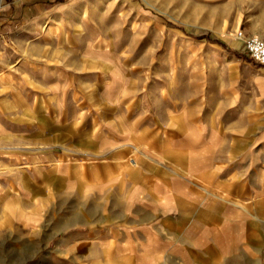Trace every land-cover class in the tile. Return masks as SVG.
<instances>
[{"label":"rangeland","instance_id":"374dc122","mask_svg":"<svg viewBox=\"0 0 264 264\" xmlns=\"http://www.w3.org/2000/svg\"><path fill=\"white\" fill-rule=\"evenodd\" d=\"M250 35L264 0H0V264H264Z\"/></svg>","mask_w":264,"mask_h":264},{"label":"crops","instance_id":"0c3cea01","mask_svg":"<svg viewBox=\"0 0 264 264\" xmlns=\"http://www.w3.org/2000/svg\"><path fill=\"white\" fill-rule=\"evenodd\" d=\"M136 163V161H135ZM175 180L174 179L172 182H173V193L175 194V192L177 191L176 189V186H175ZM95 231V230H94ZM118 231H121V230H118ZM124 231V230H123ZM122 231V232H123ZM211 230H208V233H210ZM89 235H92V231H90ZM93 237L96 236L95 233H93L92 235ZM99 236V235H98ZM219 238H220V243L215 246V248H211L215 254H212V258L210 260V262H212V264H219L218 261L216 260V258L218 257L219 253H224V252H231L232 250H234V248H232V245L230 244H226L224 243V238L223 236L219 235ZM227 237V235H225ZM96 238V237H94ZM99 241H101V239H103L104 242V246H108V247H121L125 241H126V236H122L120 237L119 234L117 233V230H115L114 228L110 227V228H106L104 229V236L102 237V235H100L98 237ZM152 240H154V238H152ZM252 243H247L246 244V252L243 253V257H242V260H241V263L240 264H254V260H253V257L251 256V249L249 248V245H251ZM228 264H234V261L232 262H229Z\"/></svg>","mask_w":264,"mask_h":264},{"label":"built area","instance_id":"2783aa9c","mask_svg":"<svg viewBox=\"0 0 264 264\" xmlns=\"http://www.w3.org/2000/svg\"><path fill=\"white\" fill-rule=\"evenodd\" d=\"M240 35L243 34L240 32ZM246 49L258 62L264 64V39L258 35H250L244 38Z\"/></svg>","mask_w":264,"mask_h":264}]
</instances>
